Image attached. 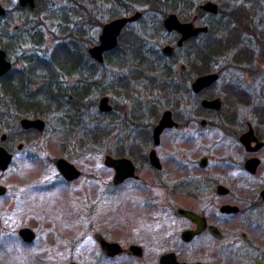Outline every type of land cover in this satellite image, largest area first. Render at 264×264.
I'll return each instance as SVG.
<instances>
[{
    "label": "rangeland",
    "instance_id": "obj_1",
    "mask_svg": "<svg viewBox=\"0 0 264 264\" xmlns=\"http://www.w3.org/2000/svg\"><path fill=\"white\" fill-rule=\"evenodd\" d=\"M0 1L9 11V15L0 21V24L6 22L5 28H10L23 22L20 20L22 18L24 24L21 25V30L24 29V33L27 35L26 49L28 52L37 50L40 52L38 54L42 53L40 56L50 55L52 47L57 41L54 37L58 35L57 29L60 28L51 13L52 8L47 7L46 11L39 15L26 14L23 16L19 11L14 12V4L18 0ZM205 1L207 0H199L196 4L200 5ZM213 1L218 4L219 9L222 8V4L225 10L230 9V4L236 5V7L242 6L240 18L242 22H245L247 29L234 36V49L231 46L230 49L229 46L228 48L225 46L226 54H221L211 61L212 69L221 67L223 72V78L214 86V91H220L224 87V83L229 82L232 78L244 81L245 85L251 89L252 102L247 109L242 110V114L250 117L251 121L256 123V119H259L256 116L264 112V0ZM227 5L229 7H226ZM111 7L113 6L107 4L95 16V21L92 20L96 23L95 27H90L89 32V35L95 39L92 45L99 42V36L105 23L120 16L131 15L136 11L143 13L146 6H137V9L131 13L120 10L115 15L112 14ZM169 13L172 12L165 15L159 13L157 18H161L163 23ZM153 15L154 12H147L141 16V18L144 17L143 19L140 18L127 24L122 30L119 40L124 30L128 31L125 33V38L123 37L126 41L132 34L147 36L156 34L153 29ZM198 21L196 23L199 25L207 26L210 22L214 25L220 23L219 18L210 13L203 14ZM32 36L33 38L42 37V44H34ZM157 37L160 44L155 49L162 55L161 46L172 42L173 34L164 29ZM203 37L201 35L198 39L200 48L204 44L205 38L203 39ZM153 39L147 37V41ZM190 47L194 51V45H189L186 49L189 50ZM235 50L237 51L235 52ZM121 51L123 52L124 49L121 48ZM241 52H244L247 57L252 55L249 58L251 63L247 64L250 67L243 68L244 73L232 69L233 60L241 58ZM107 53H104V57ZM135 54L138 55L137 50L128 54L129 68L139 63V58L136 59ZM182 57L183 53L178 51L175 59L166 61L178 70L183 60ZM108 64L111 65V62ZM110 65L109 68L115 71L116 68ZM157 67L158 69L162 68L161 65H157ZM129 68L127 69L129 70ZM154 70L157 69L154 68ZM148 71L153 70L149 68ZM246 73L250 77L244 76ZM99 74L98 85L95 84L98 87L94 97L91 96L90 99L91 103H95L93 114L96 116H101L98 106L102 94H99L103 92V88L105 89V86H102L104 73L101 70ZM160 75L161 73H156V79H160ZM110 81H105V84ZM37 87L36 83L33 88ZM33 88L29 87V89ZM107 90L106 93L109 94L112 89L107 88ZM121 98L122 96L116 100L113 96L119 105L124 104L123 101H120ZM144 112L147 113V110ZM130 113L127 115L128 117ZM44 119L47 122L44 132L34 138L31 135L28 136V144L25 145L22 152L25 159L17 160L18 163L23 161L26 168L25 175L22 176L25 182L24 206H22L24 215L23 217H10V221L16 225L22 224L31 227L37 233V237L33 243L27 246L18 245L13 239L11 246L0 249V264H69L72 261L77 264H157L161 255L169 251H174L179 259L186 261L201 260L217 264H255L256 261H263L264 264V204L258 198L259 193L264 189V148L255 154L262 158V164L256 169L254 175L250 176L244 173L236 165L237 167H232L234 170H230V175L236 174L234 179L232 176L227 178L223 174V172H227V169L219 167L217 170L219 175L216 176L218 181L231 189L230 194L225 198H217L211 188L205 195L204 201L186 198L181 202L183 207L196 210L206 209V205L214 207L209 219L221 229L225 238L219 242L215 241V245L211 249H202L199 245L201 242L205 243L202 239L190 244L180 243L178 234L181 231L180 227L188 224L185 220L176 219L172 212L168 214L166 211L144 208L141 205L143 200H150V203L158 201L160 190L148 191L146 190L147 186L140 185L141 189L136 191L139 182L133 181L126 182L123 185L124 189L115 188L112 185L114 172L104 164V157L106 153H111L114 157L119 156L116 154L115 137H109L107 142L102 138L97 143L87 135L88 131L86 130L76 132L74 135L72 131H67L58 122L57 114L54 112ZM99 123L104 124L102 119ZM16 129L22 130L20 126H17ZM111 136L113 135L111 134ZM236 146L234 149L231 145L229 148L219 147L220 149L218 148L219 151L216 153L210 150L204 152L200 150L198 153L190 152L188 159L194 161L202 154L209 155L208 152H211V160L216 158L213 161L215 165L227 159V156L232 157L233 161L239 162L249 154L238 143ZM164 150L165 148H163ZM140 156L141 153L137 148L134 151V157ZM59 157L67 158L82 171V175L72 182L63 180L55 165V160ZM149 172V167H145L141 174L142 178L149 179ZM188 175L189 178L197 177V171L189 167ZM133 183L136 185L132 186ZM169 201L176 203V200L172 198ZM225 202L240 206L242 211L236 215L221 214L218 210L219 205ZM95 232L101 233L109 241L118 242L126 249L131 244H138L143 248V254L137 257L124 252L114 258H105L94 238ZM242 233H245L246 237H243Z\"/></svg>",
    "mask_w": 264,
    "mask_h": 264
},
{
    "label": "flooded vegetation",
    "instance_id": "obj_2",
    "mask_svg": "<svg viewBox=\"0 0 264 264\" xmlns=\"http://www.w3.org/2000/svg\"><path fill=\"white\" fill-rule=\"evenodd\" d=\"M0 3L5 9V13L0 15V21H2L9 15V11L3 6L1 1ZM28 8L27 6H21L19 0L14 4V12L19 11L23 16L28 14L26 11ZM20 20L23 22L13 25L10 28H5L6 22L0 24V50L5 53V61L11 64V68L0 75V148L11 155L8 165L5 168L0 166V249L11 246L13 239L16 244L27 246L33 243L37 237V233L33 230L35 232L34 239L32 241H27L22 236L21 230L28 226L22 224L16 225L10 221V217H23L24 215L22 206H24L23 193L25 190V182L22 176L25 175L26 168L23 161L18 163L17 160L19 158L25 159V155L22 154V152L25 145L28 144V136L31 135L33 138L38 136L40 133L44 132L47 125L46 119L41 116L42 111L40 108L37 107L35 103H32L33 107L29 109L26 104L28 99L32 100L40 95L38 89L44 83L43 73H45V70L41 65L44 55L40 56L42 53L38 54L40 52L37 50L28 52L26 49L27 35L24 33V29L21 30V25L24 24V20L22 18H20ZM198 20L196 22H199ZM7 25H9V23H7ZM196 25H198V23H196ZM167 32L173 34V41L161 46L163 58L166 60L175 59L178 51L183 53L182 63L179 65L178 70L176 68L172 69L169 75L170 81L168 82H163L161 75L160 79L157 81L156 73L153 71H125L123 68L117 67L118 69L116 73H114V69L109 68L110 64L107 63L104 65L106 63V57H104L102 63L98 62L104 65L101 70L104 73L102 86H105V89L103 88V94L100 100L107 96L109 104L111 105V109L108 111H102L98 106L101 119L104 123L102 125V138L107 142L109 137H115L117 145L116 152L120 153L116 158H130L135 167L134 176L127 177L121 183L115 184L113 182L115 169L109 166L107 167L113 169L114 174L111 182L115 188H123L126 182L133 181L139 182L136 191H139L141 186H147L146 190L148 191L153 190L155 192V190H160L161 194H158V201L150 203V200H143L141 201V205L144 208L163 210L168 212V214L172 212L176 219L185 220L188 224L184 227H180L181 231H179L178 238L181 242L179 240L178 242L190 244L202 239L205 243H199L200 248L211 249L214 247L215 241L219 242L225 238L221 229L209 219L214 207L206 205V209L196 210L194 208L183 207L181 202L186 198L204 201L205 195L211 188L217 198H225L228 196L231 192L230 187L219 182L216 177L219 175L217 171L219 167L227 169V172H223V174L227 178L232 176L233 179L236 174L233 173L230 175V172L234 170L232 167H237L236 165L250 176L256 173L248 170L247 161L252 157H256L259 159L257 168L262 164V158L255 154H258V152L264 148V112H259L260 114L256 116L259 118L256 119V123H253L250 117L242 114V110L247 109L252 101L251 89L248 88L241 79L232 78L229 82L224 83V87L220 91H214V86L223 78L222 68L216 67L210 71L203 72V68L200 65V58L197 57L195 52L190 48L189 50L186 49L190 45L188 41L192 40L191 42H193L195 40L193 43H198V39L202 34L186 40L182 46L178 47L177 41L181 34L175 30ZM167 44L175 46V50L170 56H166L162 52V48ZM236 51L237 50H235V52ZM251 56L250 54V56L247 57L244 54L241 58H237V60L234 59L232 69H237L244 73L243 68L250 67V65L247 64L251 63L249 59ZM189 60L192 62L196 60V63L190 64ZM174 62L177 63V61ZM110 66L112 67V64ZM56 67V72L53 75L55 96L59 94L60 90H63L66 93L68 103H74L77 98L71 90L90 88V72L87 71L84 77L81 78L76 69L67 72L60 71L58 64ZM212 72L219 74L218 79L210 86L196 92L193 89L195 80L199 76ZM244 76L250 77L248 73ZM107 80L111 81L105 84ZM36 83L38 87L33 88ZM29 87L33 89H29ZM107 88L112 89L109 94L106 93L108 92ZM111 94L116 100L120 99L122 96V100L120 101H123L124 104L119 105ZM213 99L220 100L221 104L219 109L205 107L203 105L204 100ZM144 110H147V113H145ZM167 110L171 111L174 124L164 127L157 138L156 128L159 126ZM53 112L57 114L58 122L63 126L64 124L60 122L61 119L65 118L67 114L74 113L79 115L80 123L87 125L91 122L92 103L90 97L87 96L78 106L74 105L68 109L67 104L64 103L61 107H54ZM129 113L130 116L128 117L127 115H129ZM25 118L43 119L45 128L43 130L36 127L26 128L22 125V120ZM17 126H20L22 130H17ZM251 128L259 142H263V145L254 151L248 149L246 144L241 140L242 136L251 137L250 135H246ZM78 130V132H84L85 129L82 128ZM63 132L65 133V130ZM72 132L74 134V130ZM111 134L113 136H111ZM237 143L243 147L249 155L244 156L239 162H235L232 157L227 156V159L215 165L213 161L216 160V158L211 160V152L216 153L221 147L229 148L230 145L234 149L237 147ZM256 144L257 141H251L250 147H254ZM137 148L141 153L140 157H134V151L137 150ZM163 148H165L164 151ZM200 150L203 152L210 150L211 152H208L209 155L202 154L194 161L188 159V154L190 152L198 153ZM152 151L155 152L160 166L151 162L150 154ZM106 154L112 155L111 153ZM57 159L55 160V165L58 169L56 164ZM65 159L68 160L67 158ZM145 167H149L150 169L149 179H143L141 176ZM189 167L197 171V177L189 178ZM210 171L212 172L209 173ZM58 172L63 180L67 182L77 180H68L59 169ZM133 185L136 184L133 183L132 186ZM219 185H223L227 190L222 193L219 192ZM169 197L176 200V203H170ZM258 198L261 203L264 204L261 192ZM224 204L231 203L225 202L219 205L218 210L221 214L236 215L242 211L240 206L237 205L240 208L238 212H222L221 207ZM140 207L139 205V208ZM177 208H184L201 217H205L206 227H201L200 231L194 233L190 239H184L183 232L197 231L198 223L191 218L177 215ZM200 224H203V221H201ZM211 225L219 229L222 234L221 237H217L212 233L210 229ZM96 233L99 232L94 233V238L105 258H114L124 252L133 254L130 251V246L138 245L131 244L128 249H126L118 242L109 241L99 233L108 243H118L120 245V250L117 253H114L112 249H107L105 252L101 247V243L95 237ZM242 236L246 237V234L242 233ZM169 252L175 253L174 251ZM175 255L179 262H186L188 264H217L215 262L201 260H181L176 253ZM160 263L161 260L159 258L157 264Z\"/></svg>",
    "mask_w": 264,
    "mask_h": 264
},
{
    "label": "trees",
    "instance_id": "obj_3",
    "mask_svg": "<svg viewBox=\"0 0 264 264\" xmlns=\"http://www.w3.org/2000/svg\"><path fill=\"white\" fill-rule=\"evenodd\" d=\"M197 2H199V0H37L35 9L28 8L26 10L27 13L33 16L39 15L46 11L45 9L47 7H50L52 8L51 13L53 17H55V19H53L58 23V27L60 28L57 29L58 35L54 37L57 41L55 42V46L52 47V53L50 55H44L42 58L41 65L45 73H43L44 83L38 89L40 95L32 100L28 99L26 103L27 107L30 109L33 107L32 103H35L42 111L41 116L48 118V115L53 112L54 107H61L64 103L67 104L68 109L74 105L78 106L85 97L88 96L90 99L91 96L94 97L95 90L98 87H96L95 84L98 85L99 72L102 66L112 62V66L116 68L114 72H116L117 67L123 68L126 71L130 64L129 61L127 62L128 54L135 50L138 51V55L135 54V56L136 59L139 58V63L130 67V71H148V69L151 68L153 72L158 74L161 73L163 82L170 81L169 75L173 67L163 58L159 51L155 49L160 44L157 35L165 29L162 19L157 18L158 14L162 13L165 15L168 12H174L181 20H189L196 13L200 18L206 12L199 8V4H196ZM107 4L113 6L111 7L113 15L120 10L131 13L137 9V6H146L145 9H143V15L147 12H154V18L152 20L154 22L153 29L156 34H150L148 36L132 34L130 39L126 41L123 37L125 38V33L128 31L124 30L120 37L118 47L106 54V63L101 65L91 58L88 53V48L95 41L94 37L89 35V32L90 27L93 28L96 26L94 22L95 16L99 14ZM230 6V9L228 8L229 10H225L222 4V8L219 9L216 15L211 14L214 17H218L220 23L214 25L210 22L208 25V32L202 33V36H204L203 39L205 38L202 48H200L201 45H199V43L193 44L195 40L193 42H191L192 40L188 41L190 45H194L193 48L196 56L200 58V65L203 68V72L212 70L211 61L221 54H226L227 50H225V46H227V48L229 46V49L231 46L234 49V36L237 35L236 33H242L243 30H247L245 22H242L240 18L241 9H243L242 6L236 7V5L233 4H230ZM226 7H229V5ZM147 37L154 39L152 41H147ZM32 38L33 36L31 39ZM33 43L41 45L42 37L33 38ZM121 48L124 49L123 52ZM224 50L226 52H224ZM147 52L149 54H147ZM244 54V52H241V56ZM56 62L59 65L60 71L71 72V70L76 69L81 78L84 77L87 71L90 72V88L71 90L77 98L74 103H68L66 93L63 90H60L59 94L55 96L53 75L57 69ZM189 63L195 64L196 60L193 62L189 60ZM157 65H161L162 68L158 69ZM153 67L157 70H154ZM158 80L159 79H157V81ZM101 94H103V92L99 95ZM94 107L95 103H92L91 122L87 125L80 123V117L77 113L67 114L60 122L64 124L67 131L74 130V133L78 132V129L87 128L85 129L88 131L87 135L90 136L94 142L99 143L102 139L103 130L102 125L99 123L101 121V116L93 114V110H95ZM76 127L78 128L76 129ZM116 154L120 155V153Z\"/></svg>",
    "mask_w": 264,
    "mask_h": 264
},
{
    "label": "water",
    "instance_id": "obj_4",
    "mask_svg": "<svg viewBox=\"0 0 264 264\" xmlns=\"http://www.w3.org/2000/svg\"><path fill=\"white\" fill-rule=\"evenodd\" d=\"M19 3L21 4V6L23 7L27 6L30 9H35L37 5L36 0H19ZM199 8L213 15H216L219 12L218 4L214 2L213 0L205 1L204 3L199 5ZM4 13H5V9L2 7L0 3V15H3ZM142 15L143 13L141 11H136L131 15L120 16V17H117L105 23L102 27L101 34L99 36V42L95 45H92L88 49V52L91 55V57L99 61L100 63H102L104 61V53L107 51L113 50L114 48L117 47L119 43V36L122 30L124 29V27L129 23L139 20ZM198 17H199L198 14H195L191 18V20L182 21L176 13L172 12V13H169L164 18L163 24L167 31L175 30L181 34L179 40L177 41L178 47L182 46L186 40L196 37L200 35L201 33L208 32L209 26L196 25V21L198 20ZM174 50H175V46L170 45V44H167L162 48V52L166 56L172 55ZM4 57H5L4 51L0 50V75H2L3 73H5L7 70L11 68V64L9 62H6ZM218 77H219V74L215 72L207 73L202 76H199L193 83V89L196 92H199L205 87L210 86L213 82H215L218 79ZM220 104L221 102L219 99L203 101V105L205 107H210V108L219 109ZM99 108L102 111H108L111 109V105L109 104V99L107 96L103 97L100 100ZM171 114L172 113L169 110H167L164 113L159 126L156 128L157 138L159 136V133L164 127L172 126L174 124ZM22 125L26 128L36 127L40 130H43L45 128V122L43 119L25 118L22 120ZM246 135H250L251 137L242 136L241 140L246 144V147L248 149H252L254 151L263 145V142L261 141L259 142L258 138L255 136L252 128ZM251 141H257L256 146L250 147ZM10 159H11V155L7 154L3 149L0 148V166L5 168L8 165ZM150 160L152 163H155L157 164V166H160L159 160L154 151H152L150 154ZM56 164H57L59 171L68 180L76 179L81 175V171L73 163L69 162L65 158H58L56 161ZM104 164L106 166H109L115 169V176L113 180L115 184L121 183L127 177L134 176L135 167L130 158H127V157L116 158L110 154H106L104 157ZM258 164H259V159L256 157H252L247 161V168L248 170L254 173L257 169ZM218 188H219V192L221 193L227 190L223 185H219ZM261 196L264 200V189L261 191ZM239 209L240 208L237 205H232V204H224L221 207L222 212H238ZM176 214L191 218L193 221L198 223L197 231L183 232L184 239H187V240L190 239L194 233L200 231L201 227H206L207 225L205 217H201L197 215L196 213L189 211L187 209L177 208ZM201 221H203V224H200ZM210 229L212 233L215 234L217 237L222 236L221 232L216 226L211 225ZM21 234L27 241H32L35 237V232L30 227L23 228L21 230ZM95 237L101 243V247L103 248V251L106 252L107 249H112L114 253L119 252L120 245L118 243H108L102 238V236L99 233H96ZM130 251L137 257H140L143 254V248L139 245H131ZM160 260H161L160 264H188L186 262H179L177 260L175 253L173 252L162 254L160 257ZM71 264H77V263L72 262ZM197 264H200V263H197ZM255 264H263V262L257 261Z\"/></svg>",
    "mask_w": 264,
    "mask_h": 264
}]
</instances>
